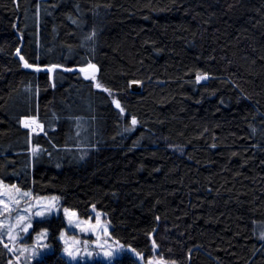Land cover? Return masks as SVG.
<instances>
[{
    "label": "trees",
    "instance_id": "trees-1",
    "mask_svg": "<svg viewBox=\"0 0 264 264\" xmlns=\"http://www.w3.org/2000/svg\"><path fill=\"white\" fill-rule=\"evenodd\" d=\"M0 182L145 260L264 264V0H0ZM64 229L32 264H69Z\"/></svg>",
    "mask_w": 264,
    "mask_h": 264
},
{
    "label": "rangeland",
    "instance_id": "rangeland-1",
    "mask_svg": "<svg viewBox=\"0 0 264 264\" xmlns=\"http://www.w3.org/2000/svg\"><path fill=\"white\" fill-rule=\"evenodd\" d=\"M80 72L86 79H95L96 70L91 65L81 69ZM202 80L204 77L199 79V81ZM23 126L32 133L39 132L40 129L33 119L23 120ZM53 198L56 199L53 200ZM52 205L54 207L49 210ZM65 209L57 197L33 196L30 192L0 182V241L11 256L10 264H32L52 251L47 242V230L36 234L30 242L26 239L36 221L53 215H61L65 222V229L61 232L59 240L62 244L61 255L69 264H86L97 261L114 264L117 259L124 256H131L140 264H176L159 257L156 254L157 248L153 243L152 256L145 260L132 248L114 240L107 219L98 211L92 210L93 216L89 219H83L68 209L69 213H75V215H65ZM37 212L44 214L37 216ZM97 213L100 214L99 223H97ZM20 217L24 219L21 220ZM29 222L31 227H27ZM44 232H46V236H41L40 234ZM260 236L264 240V231ZM85 242H87L86 245ZM66 248L75 252L78 257L83 256L84 259L70 261L65 253ZM87 252L92 253L91 258L87 256ZM105 254H110V258Z\"/></svg>",
    "mask_w": 264,
    "mask_h": 264
},
{
    "label": "snow or ice",
    "instance_id": "snow-or-ice-1",
    "mask_svg": "<svg viewBox=\"0 0 264 264\" xmlns=\"http://www.w3.org/2000/svg\"><path fill=\"white\" fill-rule=\"evenodd\" d=\"M21 59H23V57H21ZM25 67H30V65H28L27 63L25 64ZM91 67H95L94 65H91ZM202 77H199L198 76V81H199V79H201ZM98 87H99V85H97ZM114 103H116L115 101H114ZM117 107L119 108L120 106H119V104L117 103ZM121 111H123V109H121ZM132 124L133 125H135L136 124V120L135 119H133L132 120ZM34 152L36 151V149H34L33 150ZM27 195V194H26ZM56 198H53V200H55ZM54 207V205H52V206H50V208H49V210H51L52 208ZM94 211H95V209H93ZM44 213L43 212H37L36 213V215L37 216H42ZM65 215H69V216H74L75 215V213H69L68 212V210L67 209H65ZM99 216H100V214L99 213H97V223H99ZM20 219L21 220H23L24 218L23 217H20ZM27 227H31V223L29 222V224H28V226ZM25 231H27V228H25ZM41 236H46V232H44V233H41L40 234ZM63 235V234H62ZM38 239H39V237H38ZM0 243H2V241H0ZM87 244V242H85V245ZM155 246V245H154ZM5 247H7V245H5ZM65 253H66V255L69 257V260L70 261H76V260H83L84 259V257L83 256H79L78 257V255L75 253V252H73L72 250H70V249H68V248H66L65 249ZM108 258H110V254H105ZM87 256L89 257V258H91L92 257V253L91 252H87Z\"/></svg>",
    "mask_w": 264,
    "mask_h": 264
},
{
    "label": "water",
    "instance_id": "water-1",
    "mask_svg": "<svg viewBox=\"0 0 264 264\" xmlns=\"http://www.w3.org/2000/svg\"><path fill=\"white\" fill-rule=\"evenodd\" d=\"M134 88H135V84H132V85H131V89H134Z\"/></svg>",
    "mask_w": 264,
    "mask_h": 264
}]
</instances>
